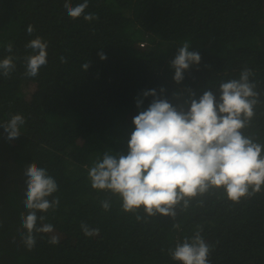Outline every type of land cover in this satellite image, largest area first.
Segmentation results:
<instances>
[{
	"label": "trees",
	"instance_id": "trees-1",
	"mask_svg": "<svg viewBox=\"0 0 264 264\" xmlns=\"http://www.w3.org/2000/svg\"><path fill=\"white\" fill-rule=\"evenodd\" d=\"M64 3L0 0V60L10 55L15 64L8 76L0 74V125L14 114L25 118L12 140L0 126V264H182L168 249L191 237L197 225L212 245L209 264H264V190L233 203L211 188L186 211L178 205L172 219L122 211L119 197L93 189L87 176L104 152L127 153L134 129L129 119L153 100L145 91L155 89L157 97L184 106L179 100L188 98V89L197 99L206 90L218 98V85L238 79L244 68L252 70L260 103L242 131L264 145V0H88L85 14L98 17L92 21L70 18ZM37 36L47 42V64L31 77L24 58L33 53L25 45ZM139 41L149 48H139ZM185 41L201 60L176 83L170 61ZM33 162L56 180L48 199L58 197L59 205L36 211L46 217L37 226L49 223L53 232H34L36 244L28 250L20 214L29 211L24 169ZM82 223L98 232L86 236ZM53 235L58 244L48 242Z\"/></svg>",
	"mask_w": 264,
	"mask_h": 264
},
{
	"label": "clouds",
	"instance_id": "clouds-1",
	"mask_svg": "<svg viewBox=\"0 0 264 264\" xmlns=\"http://www.w3.org/2000/svg\"><path fill=\"white\" fill-rule=\"evenodd\" d=\"M87 6L88 0L74 6L68 0L64 3L70 18L83 15L85 21L98 19L94 13L85 14ZM33 31L29 25L27 33L30 35ZM25 47L33 53L24 58L25 74L35 77L47 64V42L37 36ZM5 50L11 53L12 44H7ZM98 55L100 59H106L104 53ZM200 60V54L189 51V42L185 41L170 61L174 68L173 80L180 83L184 72L191 65H198ZM61 62H66L64 57ZM88 67V62L82 65L83 70ZM14 68L12 56L0 60V74L8 76ZM252 75L251 69L244 68L238 79L221 82L217 88L218 98L206 90L197 99L188 89V98L184 101L187 110L162 96L157 97L155 89L145 91L143 95H151L153 100L132 118L134 129L127 141V153L104 152L102 158L93 161L87 172L91 187L118 196L124 212L135 213L142 209L146 216L160 214L172 219L177 215L178 205L181 211H186L192 199L211 188L222 189L233 203L264 190V145L242 131L256 115L255 109L260 103L256 84L249 79ZM136 103L139 107L141 101ZM24 122L22 115L14 114L7 123L0 125L7 134L6 139L17 138ZM24 176L23 203L29 211L26 215L20 214L22 227L26 229V233L20 235L25 247L31 250L36 244L34 232H53L49 223L37 226V220L44 221L46 217L38 218L36 211L47 212L59 205L58 197L48 199L57 191L58 185L34 162L25 167ZM101 207L108 211L110 202L101 201ZM136 218L141 219L140 216ZM81 229L86 236L98 232L83 223ZM202 231V226L197 225L191 237H185L174 248H169L171 259L182 264H209L212 245L205 241ZM48 242L58 244L59 237L53 235Z\"/></svg>",
	"mask_w": 264,
	"mask_h": 264
},
{
	"label": "rangeland",
	"instance_id": "rangeland-1",
	"mask_svg": "<svg viewBox=\"0 0 264 264\" xmlns=\"http://www.w3.org/2000/svg\"><path fill=\"white\" fill-rule=\"evenodd\" d=\"M127 24L130 26V28H131V31H134V32H136V34L138 35V36H140L142 39L144 38L145 40H146V36H147V34H145L143 31H141V30H138L137 28H135V25L133 24V23H131V21H127ZM145 42V41H144ZM152 44V43H151ZM139 47V46H138ZM139 48H141V49H148L149 48V46L148 45H146L145 44V46H143V47H139ZM32 87H33V85L29 82V83H27L26 85H25V87H24V94L25 95H28L29 93H30V91L32 90ZM187 99V96H183V95H181V97H180V102L181 103H183L184 104V101ZM186 106V104H184V106L183 107H185ZM130 120V122L132 121V119H129Z\"/></svg>",
	"mask_w": 264,
	"mask_h": 264
},
{
	"label": "built area",
	"instance_id": "built-area-1",
	"mask_svg": "<svg viewBox=\"0 0 264 264\" xmlns=\"http://www.w3.org/2000/svg\"><path fill=\"white\" fill-rule=\"evenodd\" d=\"M144 44H145L144 41H139V42L137 43V45L140 46V47H142Z\"/></svg>",
	"mask_w": 264,
	"mask_h": 264
}]
</instances>
